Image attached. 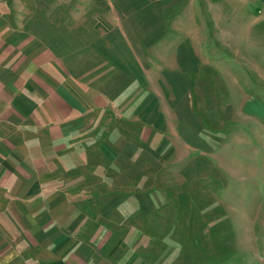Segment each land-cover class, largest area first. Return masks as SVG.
Instances as JSON below:
<instances>
[{
  "label": "crops",
  "instance_id": "obj_1",
  "mask_svg": "<svg viewBox=\"0 0 264 264\" xmlns=\"http://www.w3.org/2000/svg\"><path fill=\"white\" fill-rule=\"evenodd\" d=\"M246 3L0 0V264H90L101 245L88 237L92 201L76 183L106 187L118 161L137 163L150 190L171 188L165 159L184 158L205 130L193 95L208 110L203 95L228 90L213 40L235 43L234 14ZM212 107L208 134L224 141L237 111ZM172 161L184 184L188 165L192 182L202 179V160ZM114 186L102 216L115 225L124 202L113 200L128 188L119 176Z\"/></svg>",
  "mask_w": 264,
  "mask_h": 264
},
{
  "label": "rangeland",
  "instance_id": "obj_2",
  "mask_svg": "<svg viewBox=\"0 0 264 264\" xmlns=\"http://www.w3.org/2000/svg\"><path fill=\"white\" fill-rule=\"evenodd\" d=\"M245 7L243 13L234 14L235 43L220 44L227 41L226 36L218 42L213 40V47L221 53L220 71L228 84L221 87L228 90L218 97L203 95L214 106V115L226 104L237 111L228 121L231 129L222 135L224 141L214 140L208 134L211 105L208 110L203 106L199 110L193 95L194 114L205 128L197 136L201 145L193 148L188 144L184 158L182 150L174 152L180 158H172L183 164L191 157L202 160V179L192 182L189 176L195 167L188 165L186 170L193 171L184 184L185 175L183 179L175 175L173 161L167 158L173 175L171 188L164 191L150 190L149 177L129 160L118 161L119 174L107 175L105 190L98 187V180L76 183V187H85L92 201L91 209L85 212L91 220L88 237L97 247L101 245L95 249L101 253L89 259L90 264H264V11L257 12V0H248ZM255 107L261 111L260 117L254 116ZM240 109L244 116L238 114ZM249 113L253 117H248ZM80 173L74 177L89 176ZM117 176L128 189L113 200L124 202L123 220L114 225L103 221L102 211L107 209L109 214L114 208L107 203L111 197H103L115 187ZM142 199H148V206H138ZM75 208L82 213V208ZM121 224L123 231H119ZM114 232L117 236L106 238ZM87 252L85 256L92 258Z\"/></svg>",
  "mask_w": 264,
  "mask_h": 264
},
{
  "label": "built area",
  "instance_id": "obj_3",
  "mask_svg": "<svg viewBox=\"0 0 264 264\" xmlns=\"http://www.w3.org/2000/svg\"><path fill=\"white\" fill-rule=\"evenodd\" d=\"M260 7L258 8V13L260 14V12L264 11V0H257Z\"/></svg>",
  "mask_w": 264,
  "mask_h": 264
}]
</instances>
